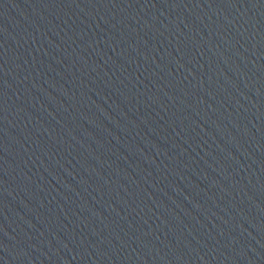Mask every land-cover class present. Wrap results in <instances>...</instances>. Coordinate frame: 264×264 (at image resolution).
<instances>
[{"label": "water", "instance_id": "1", "mask_svg": "<svg viewBox=\"0 0 264 264\" xmlns=\"http://www.w3.org/2000/svg\"><path fill=\"white\" fill-rule=\"evenodd\" d=\"M0 264H264V0H0Z\"/></svg>", "mask_w": 264, "mask_h": 264}]
</instances>
